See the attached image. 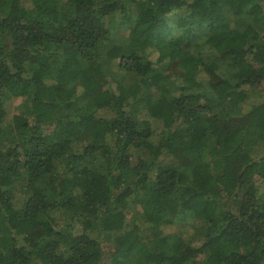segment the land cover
Listing matches in <instances>:
<instances>
[{
	"label": "trees",
	"instance_id": "1",
	"mask_svg": "<svg viewBox=\"0 0 264 264\" xmlns=\"http://www.w3.org/2000/svg\"><path fill=\"white\" fill-rule=\"evenodd\" d=\"M242 17L264 0H0V264H264V31Z\"/></svg>",
	"mask_w": 264,
	"mask_h": 264
},
{
	"label": "rangeland",
	"instance_id": "2",
	"mask_svg": "<svg viewBox=\"0 0 264 264\" xmlns=\"http://www.w3.org/2000/svg\"><path fill=\"white\" fill-rule=\"evenodd\" d=\"M234 22L236 23V25L239 28H244L247 25L251 24L255 29L259 30V31H264V22L255 24L251 21V19L246 18V17H242L239 19H234ZM117 36V35H116ZM120 36V35H119ZM117 39V38H116ZM210 52H207L206 54H203V56L207 59V58H212L211 55H209ZM217 64H218V73L223 76V77H229L228 72L226 70V67L224 66V64H222V62H219L217 60ZM124 83L127 86L133 85L134 84V78L131 76H125L123 79ZM18 103L19 101L13 102L12 106L9 108L8 112L10 113V115H13L14 113H20L18 108ZM21 111V108H19ZM154 129H156V133H159L161 131L160 128V124H155L154 125ZM264 150V148H263ZM166 160H164L163 162L165 163ZM185 227L183 229V232L181 233L182 237L185 239L186 242H189L191 244H195L198 245L201 240H202V233H201V225L199 221H192V222H188L186 226H182V228ZM180 226H173L172 228L166 229L167 231L170 232H174V234H179L180 235ZM169 232V233H170Z\"/></svg>",
	"mask_w": 264,
	"mask_h": 264
}]
</instances>
